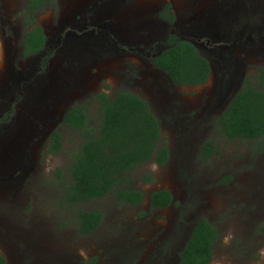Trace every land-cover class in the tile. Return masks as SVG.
I'll use <instances>...</instances> for the list:
<instances>
[{
	"label": "rangeland",
	"instance_id": "374dc122",
	"mask_svg": "<svg viewBox=\"0 0 264 264\" xmlns=\"http://www.w3.org/2000/svg\"><path fill=\"white\" fill-rule=\"evenodd\" d=\"M28 2L0 0V255L7 264H179L200 218L220 232L210 264H264V141L227 140L217 123L264 66V0H55L34 16L47 44L31 56L23 51L33 27ZM169 6L174 23L162 15ZM171 34L191 39L210 61L206 83L176 86L153 64ZM120 88L151 105L171 158L131 176L145 193L140 207L113 193L77 206L103 213L86 235L62 203L81 142L63 116L85 105L97 124L94 95ZM55 129L64 141L57 154L49 151ZM208 140L220 153L205 159ZM163 189L174 203L153 210L150 196Z\"/></svg>",
	"mask_w": 264,
	"mask_h": 264
},
{
	"label": "trees",
	"instance_id": "16d2710c",
	"mask_svg": "<svg viewBox=\"0 0 264 264\" xmlns=\"http://www.w3.org/2000/svg\"><path fill=\"white\" fill-rule=\"evenodd\" d=\"M55 0H29L27 11L31 21L24 37L25 55L41 52L46 46L47 35L34 17L47 4ZM171 7L164 14L169 22L175 20ZM167 47L153 57V64L165 72L176 86L194 87L206 83L212 73L210 61L201 56L196 45L171 34ZM109 88V86H108ZM98 103V123L91 124L90 113L85 105L68 109L62 125L77 130L81 142L71 154V182L65 187L62 203L75 211L79 230L90 235L96 232L103 221V213L97 209L76 208L81 203L113 193L118 202L140 207L145 193L134 186L131 176L144 164L154 161L166 165L171 158L167 142L163 140L158 116L147 100L136 93L120 88L111 95L100 91L94 95ZM220 135L230 141H264V66L254 79L246 78L242 87L230 99L226 109L219 115ZM49 151L57 154L63 150V134L55 129L51 134ZM205 159L220 150L212 141L201 148ZM59 170L57 175L61 176ZM153 176L146 174L145 183ZM174 196L168 189L152 192L150 206L153 210L170 207ZM219 229L207 218H200L186 241L179 264H210L219 240ZM96 260V259H93ZM0 264H7L0 255Z\"/></svg>",
	"mask_w": 264,
	"mask_h": 264
},
{
	"label": "flooded vegetation",
	"instance_id": "af4514ba",
	"mask_svg": "<svg viewBox=\"0 0 264 264\" xmlns=\"http://www.w3.org/2000/svg\"><path fill=\"white\" fill-rule=\"evenodd\" d=\"M173 12V11H172ZM172 15V14H171ZM176 15V14H175ZM174 15V16H175ZM167 20V19H166ZM175 20H176V18H175ZM175 20L172 22V23H174L175 22ZM167 22H169L168 20H167ZM178 36V35H177ZM178 37H180V36H178ZM181 39H188V38H184V37H180ZM189 40V39H188ZM190 41H192L191 39H190ZM193 42V41H192ZM194 43V42H193ZM46 44H47V40H46ZM46 47V46H45ZM45 49V48H44ZM43 51V50H42ZM41 51V52H42ZM40 53V52H39ZM36 54H38V53H36ZM32 55H34V54H32ZM31 56V55H30Z\"/></svg>",
	"mask_w": 264,
	"mask_h": 264
}]
</instances>
